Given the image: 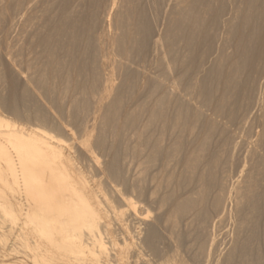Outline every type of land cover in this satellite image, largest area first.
Instances as JSON below:
<instances>
[{"label":"bare ground","instance_id":"bare-ground-1","mask_svg":"<svg viewBox=\"0 0 264 264\" xmlns=\"http://www.w3.org/2000/svg\"><path fill=\"white\" fill-rule=\"evenodd\" d=\"M74 2L69 5L66 0L67 4L60 9L56 6L60 11L52 27L54 33L45 43L48 55L44 53L49 64L52 63L50 77L60 83L55 87L59 93L58 104L53 107L49 101L51 109L47 106L41 111L37 109L36 119L24 121L20 128L10 129L6 121L9 129H1L5 125L0 120V181L12 192V200L0 202V264H264V221L260 215L264 212V144H261L264 138V0H170L167 16L151 49V60L146 65L132 61L139 32L134 25L126 23L124 33H117L118 7H122L121 3L128 6L129 1L110 0L93 35H84L81 30L80 6ZM183 42L191 44L189 47L195 51L198 61L193 83L189 79L186 84L195 86L197 95L204 98L208 97L206 80L210 73L223 66L232 70L249 66L253 70L252 65L258 64L257 77L251 80L256 87L250 84L255 87L254 99L248 103L250 107L243 117L244 111L240 109L243 113L231 125L233 129L229 133L231 150L236 152L243 145L249 156L245 158H261L259 164L255 162L258 171L257 165H253L246 176L245 169L239 168L234 177L235 171L230 170L229 177L221 174L225 168L218 170L219 158L223 160L226 151L221 152L225 154L223 157L216 150L221 145L215 148L219 141L213 142V130L221 119L219 124H213V119L217 115L221 118L219 112L225 107V100L227 106L235 96H230L231 88L223 90L225 84L232 83V73L225 77L223 93L212 110L208 108L211 97L209 101L205 98L208 107L205 103L201 105L204 98L197 101L202 108L206 105L209 114L207 111L206 115L198 114L201 113L198 109L193 116L185 114L186 92L178 87L183 76L181 73L173 79L167 76L171 64L189 61L190 54L186 52L185 56ZM131 64L134 70L128 71ZM187 68L188 71L190 67ZM129 75L135 81L140 80L137 85L142 89L149 85V89L144 88L149 91L144 95L141 91V97L128 101L126 96V104L114 109L124 91L130 89L131 82L135 83ZM234 75L233 78L239 74ZM29 83L27 80L26 85ZM40 90L42 93L44 89ZM227 90L229 99L225 98ZM251 94L245 98L247 102ZM14 108L11 110L23 117L30 111L23 107L20 113ZM226 115L222 116L226 118ZM235 117L234 121L238 119ZM187 118L191 119L192 127L191 124L188 128L184 126ZM225 131L228 130L222 133ZM245 131L249 134L247 138ZM220 143L223 147V142ZM179 153H182L179 176L184 181L181 186L177 181L176 186L182 188L184 182L187 185L180 188L182 191L174 192L170 189L174 179L169 167ZM154 154L161 155L162 161L155 174L147 175L152 169H147L144 160L146 164L147 159L156 160V157L148 158ZM254 171L256 177L252 176ZM0 191H3L1 187ZM260 218L263 226L256 230L254 225L258 226ZM10 235L14 238L11 236L9 241Z\"/></svg>","mask_w":264,"mask_h":264},{"label":"rangeland","instance_id":"rangeland-1","mask_svg":"<svg viewBox=\"0 0 264 264\" xmlns=\"http://www.w3.org/2000/svg\"><path fill=\"white\" fill-rule=\"evenodd\" d=\"M1 2H0V120L2 121V123H3V126L4 127H2L1 129H6V128H8L9 129V127H10V129L13 127V128H20V125H22L23 123H24V121L26 122L27 120H31L30 118H33L31 121H33V120H35L36 119V114H38V110L39 111H41V108H45V106H47L49 109H51L52 108V105H54L55 103H56V105L58 104V90H56V85L57 84H60L59 83V81H54V80H52V78L50 77L51 76V73H52V71H50L49 69H51L52 70V68H50V67H52V63H50L51 64V66H50V64H49V62H48V57L46 56V55H48V51H47V48H46V45H45V43H46V39H47V37L48 36H50V35H52V33H54V31L52 30V27L54 26V22H56V20L58 19V13H59V9L64 5V4H73V3H71V2H73L72 0H71V2H70V0H67V3H66V0H63V1H65L64 3H62V1L60 2L59 0H58V2H57V0H0ZM90 1V0H89ZM87 2V0H78V1H76L75 0V2H74V4L75 3H77V2H79L78 4H79V13H80V15H81V20H83V21H81V23H79V26H80V28H81V30L82 31H84V35H86V34H90V35H93V34H95L96 33V30L98 31V29H99V27H100V23H101V17H102V12H104V9H105V7H107L108 5H109V3H110V0H102V1H99V0H92V1H90V2ZM97 3H96V2ZM127 1H129L130 2V4H128V6H126V3H121L120 5H125V7L122 5V7L124 8H122L120 5V7H118V13L117 14H119V16H117L116 15V17L117 18H115L116 20H117V23L120 25V27L122 26V28H120V27H118V30H117V33H119V34H123L124 32V30L128 27V26H133L134 25V27L140 32H138V38H137V40H138V42H137V44H136V48L133 50V56H135V57H133V60L132 61H134V63H137V64H142V65H146V64H148L149 62H150V60H151V57H152V51L153 50H151V49H153L154 48V45L156 44V41H157V38H158V35H159V33H160V30H158V29H160L161 28V23H162V20L165 18V15L167 16V8H168V5H169V2H170V0H134V2H135V5L134 6H132L133 5V1L132 0H127ZM30 2V3H29ZM52 2V3H51ZM84 2V3H83ZM94 2V3H93ZM103 2V3H102ZM105 2V3H104ZM141 2V3H140ZM143 2H144V4H143ZM54 3V4H53ZM84 5H83V4ZM87 3H89V5H90V7H86V6H89ZM95 3H96V5H95ZM146 3V4H145ZM168 3V4H167ZM25 4H27V5H25ZM52 4H53V6L55 7H53L52 6ZM81 4H82V6H81ZM93 4V5H92ZM97 4L98 5H101V6H97ZM106 4V5H105ZM132 4V5H131ZM42 5V6H41ZM61 5V6H60ZM130 5V6H129ZM28 6V7H27ZM59 6V9L57 8V7ZM72 6V5H71ZM94 6V7H93ZM97 6V7H96ZM105 6V7H104ZM132 6V7H131ZM136 6V7H135ZM137 6H138V8H137ZM139 6L142 8H140L139 9ZM148 6V7H147ZM22 7V8H21ZM32 7V8H31ZM42 7V8H41ZM96 7V9H93V8H95ZM147 7V8H146ZM150 7V8H149ZM53 8L55 9V10H53ZM104 8V9H103ZM49 9V10H48ZM58 9V10H57ZM95 10L94 12L92 11V10ZM102 9V10H101ZM48 10V11H47ZM53 10V11H52ZM84 10V11H83ZM139 10H140V12H139ZM49 11H51V13H49ZM55 11V12H54ZM126 11V12H125ZM132 11V12H131ZM135 11V12H134ZM137 11V12H136ZM142 11H144V13L142 12ZM24 12V13H23ZM41 12H42V14H41ZM58 12V13H57ZM85 12V15L84 14H81V13H84ZM123 13V14H121V16H120V13ZM40 13V14H39ZM56 13V14H55ZM87 13H89L88 14V16H86L87 15ZM101 13V14H100ZM125 13V14H124ZM142 13V14H141ZM37 14V15H36ZM55 16H54V15ZM93 14V15H92ZM99 14V15H98ZM139 14V15H138ZM45 15V16H44ZM52 17H51V16ZM94 15H96L95 17H94ZM47 16V17H46ZM57 16V17H56ZM92 16V17H91ZM140 16H142V17H140ZM88 17V18H87ZM121 19V21L123 20V22H119L120 21V19ZM123 19H122V18ZM127 17V18H126ZM140 17V18H139ZM55 18H56V20H55ZM90 18V20H91V22H90V20H88ZM92 18L94 19L93 20V22H92ZM96 18V19H95ZM49 19H51V20H49ZM98 19V20H97ZM118 19H119V21H118ZM88 20V21H87ZM114 20V19H113ZM142 20H146V21H142ZM95 21V22H94ZM96 21H97V23H96ZM138 21H140V22H138ZM157 21H159V22H157ZM4 24H3V23ZM13 22V23H12ZM90 22V23H89ZM143 22V23H142ZM86 25H85V24ZM94 23H95V25H94ZM126 23L128 24V26H126ZM83 24V25H82ZM91 24H93V25H91ZM136 24V25H135ZM85 25V26H84ZM118 25V26H119ZM139 25V26H138ZM13 26V27H12ZM87 26H89V27H87ZM124 26H126V28H124ZM140 26H141V28H140ZM86 27V28H85ZM138 27V28H137ZM2 28V29H1ZM9 28H11V29H9ZM13 28V29H12ZM98 28V29H97ZM120 28V29H119ZM86 29H88V30H86ZM123 29V30H122ZM141 29V30H140ZM91 30V31H90ZM143 30V31H142ZM48 31V32H47ZM120 31L122 32V33H120ZM43 32V33H42ZM50 32V33H49ZM87 32H89V33H87ZM90 32H92V33H90ZM142 32V33H141ZM43 34V35H42ZM42 35V36H41ZM45 36V37H44ZM141 37V38H140ZM143 37V38H142ZM5 39H6V41H5ZM143 40V42H142V40ZM146 40V42H145V40ZM43 42H41V41ZM41 42V43H40ZM149 42V43H148ZM186 42V41H185ZM185 42H183L182 44H183V48H184V50H183V52H184V54H185V56L187 57V54H190V56H189V61L188 62H191V63H188L186 60V64L185 63H182V64H175V65H170L169 67H170V70L167 72L168 74H167V76H169L168 78L169 79H173V78H175L174 76H177L178 74H180L181 73V75L183 76H181L182 77V81L180 80V79H178V80H180L181 81V83H180V81H178L179 82V84H180V86L178 85V87H179V89H182V88H184V89H182L183 90V93H185L186 92V94H184V96H185V99L186 100H188L187 98H189V100H188V102H189V104H187L188 102H186V100H185V107H186V109L188 110V108H189V112L185 109V114H186V112H187V116L188 117H190V116H193V114H194V111L196 112V110L199 112H201V113H198V112H196V113H198V114H202L203 113V115H206L207 113L209 114L210 113V109L212 110L214 107H215V105L217 104V99H219L220 98V96L222 95V93H223V90H226V89H229V88H231V89H229L230 90V92H231V94H230V96L233 94V95H235V96H232L231 98H230V96H228L229 95V93L230 92H228V90H227V92H226V94L225 95H227L225 98L226 99H229V101H231V103L229 102V103H227V106H226V102H228L227 100H225V107L224 108H222L223 110H221L220 112L222 113V111H223V113H222V115L224 114V116L229 112V110H230V112H229V117H228V115H226V118H224V116H222L221 115V113L219 112V114H220V116H221V118L220 117H214V119L213 120H215L214 122H213V120H211L212 122H213V124L214 123H218V122H220L221 121V123L219 124V125H217L218 127H216L217 129L214 131L213 130V132H215L216 133V135H215V133H213L214 135H213V142L215 143V142H217V141H219V142H217V143H215L214 145H215V148H217V146H220V147H218V148H220V149H216L218 152L220 151V153H219V155L220 156H223L224 157V155L226 156V157H224V158H229V160H230V162L228 161V158L227 159H225V161H224V163L225 164H228V165H225L224 163H223V160H224V158H223V160L221 159L222 157H220L219 158V169L218 170H222L223 168H225V170H223V172H221V174H222V176L224 175V176H226V175H228L229 177H230V175L232 174V173H234V171H235V173L233 174V176L232 177H234L235 176V174L237 173V170H240V169H245L244 170V175L246 176L247 175V173L250 171V170H252V166L254 165L255 167H256V165L257 164H259V162L258 161H260L261 160V158H258V157H253V158H245V157H247L246 156V152H245V150L243 149V145H240V147H241V149H237L236 150V152H235V150L233 151V150H231L232 149V147H230V146H232V144L230 143V139H231V135L229 134V133H231V131L230 130H232L233 129V126H231L232 124H234V122H237V121H239V118H238V116L240 117V114L241 113H243V111H244V113L243 114H241V116L242 115H244L245 114V112L247 111V109H249V107H250V103L253 101V99H254V95H255V87H256V85H255V83L253 84L252 82L253 81H255V77H257V71H258V69H257V65L258 64H254V65H252L253 66V70H251L252 69V67H249V66H246V67H238V69H233L232 70V68H228V67H222L221 69L220 68H218L217 69V72H214L215 74H217L218 73V71L219 72H221V74L219 75V73H218V75H215L214 76V73H210L209 75L210 76H208L207 77V82H206V85H207V91L208 92H206L207 93V95H208V97H205V98H207L206 100H208L209 101V98L211 97V99H210V105L209 104H206V103H209L208 101H206L205 100V98L204 97H201V96H199V95H197V92H196V90L195 89H197L195 86H192L191 84L193 83V81L194 80H192V79H195V77H196V74L195 73H197V69H196V64L198 63V61H197V58L195 59V57H196V53H195V51H192V49H190V45H187V44H185ZM194 41H193V39L191 40V43H193ZM195 43L196 42H194V45H195ZM41 44V45H40ZM44 44V45H43ZM147 44V45H146ZM154 44V45H153ZM193 45V44H192ZM193 45V46H194ZM45 46V47H44ZM143 46V47H142ZM189 48H188V47ZM42 47V48H41ZM137 47H138V50H137ZM140 48V49H139ZM9 49V50H8ZM137 50V51H136ZM140 50V51H139ZM186 50V51H185ZM189 51H191V52H189ZM46 53V55H45V53ZM136 52V53H135ZM138 52H140V54L138 53ZM186 52H187V54H186ZM41 53V54H40ZM43 53H44V55H43ZM135 53V54H134ZM145 53V54H144ZM150 53V54H149ZM137 54V55H136ZM143 54V55H142ZM140 55V56H139ZM191 55H192V57L193 58H191ZM43 56V57H42ZM138 56V57H137ZM41 57V58H40ZM138 59H137V58ZM143 57V58H142ZM47 58V59H46ZM140 58H142V59H140ZM150 58V59H149ZM43 59H44V61H43ZM135 59V60H134ZM140 59V60H139ZM148 59V60H147ZM41 60V61H40ZM192 60V61H191ZM196 60V61H195ZM47 61V62H46ZM194 61V62H193ZM40 62H41V64H40ZM43 62V63H42ZM48 63V64H46V63ZM46 65H45V64ZM188 63V64H187ZM183 64H185L184 66H183ZM89 65V64H88ZM188 65V66H187ZM33 66H35V68L33 67ZM36 66H37V68H36ZM48 66V67H47ZM50 66V67H49ZM130 66H132V67H129V69H128V71H131V70H134V64H131ZM164 66H165V63H164ZM175 66V67H174ZM182 66V67H181ZM256 66V67H255ZM176 67L178 68L177 70H176ZM181 67V68H180ZM187 67H190V68H192V69H190L189 68V70L187 71ZM185 68H187V69H185ZM250 68V69H249ZM33 69H34V71H33ZM37 69L39 70V71H37ZM42 69V70H41ZM47 69V70H46ZM180 69V70H179ZM184 69H185V72H183V74H182V71H184ZM196 69V70H195ZM240 69H243V70H240ZM257 69V70H256ZM44 70V71H43ZM175 70V71H174ZM190 70H192V72H190ZM196 72H195V71ZM228 70H230L229 71V75H228ZM250 70H251V72H250ZM254 70L256 71V73L254 72ZM36 71V72H35ZM43 71V72H42ZM49 71V72H48ZM177 71V72H176ZM180 71V72H179ZM235 71V72H234ZM237 71V72H236ZM239 71H241V72H239ZM38 72H39V74H40V72H41V74L39 75L38 74ZM134 72V71H133ZM193 72H195V73H193ZM36 73V74H35ZM44 73V74H43ZM185 73V74H184ZM234 75L235 73V75H237V73L239 74L237 77H235V78H233V75ZM32 74H35L34 75V77L32 76ZM37 74H38V76H37ZM191 74H193V75H191ZM195 74V75H194ZM230 74L232 75L231 76V78H232V80H230V83L232 82L233 83V81H234V86H233V84L231 83V84H229V82H228V84L226 85L225 84V82L227 81V79L226 78H228L229 76H230ZM255 74V75H254ZM43 75V76H42ZM172 75V76H171ZM212 75V76H211ZM234 75V76H235ZM253 76L252 78H250L251 76ZM13 78H12V77ZM40 76V77H39ZM75 76V75H74ZM131 75H129L128 77H130ZM187 76V77H186ZM227 76V77H226ZM250 78V80H249V78ZM33 77V78H32ZM132 78H133V81H135L134 80V77H133V75L131 76ZM193 77V78H192ZM214 78V79H211V78ZM216 77V78H215ZM226 77V78H225ZM31 78V79H30ZM37 78V79H36ZM40 78H42V79H45L44 81L43 80H41ZM230 78V79H231ZM28 80V82H31V83H29L30 85H26V81ZM32 79H35V80H32ZM140 78H138V80H139ZM189 79L190 80H192V81H190V83L191 84H189V85H191L190 87L192 88H188L189 87V85H187L188 83L187 82H189ZM208 79H211V80H209L208 81ZM233 79H235V80H233ZM248 79V81H246ZM13 80V81H12ZM31 80V81H30ZM38 80V81H37ZM40 80V81H39ZM48 80V81H47ZM50 80H51V83H50ZM224 80H226V81H224ZM238 82H237V81ZM242 80V81H241ZM251 80H253L252 82H251ZM34 81V82H33ZM47 83H46V82ZM223 81H224V84H225V87L226 88H224L223 89V87H224V84H223ZM236 81V82H235ZM241 81V82H240ZM25 82V83H24ZM33 82V83H32ZM37 82V83H36ZM39 82H41L42 84H40ZM45 82V83H44ZM53 82V83H52ZM177 82V81H176ZM177 82V83H178ZM244 82V83H243ZM250 82V83H249ZM13 83V84H12ZM36 83V84H35ZM46 84V85H44V84ZM50 83V84H49ZM119 83V82H118ZM186 84V85H184V84ZM252 83V85H254L255 87H250V84ZM17 84V85H16ZM48 84V85H47ZM140 85V80H139V82L136 80L135 81V83L133 84L132 82H131V86H130V89L129 90H131V91H129L128 89L127 90H125L124 91V93L122 94V96H121V98L120 99H118V101H117V104H115V106H114V109H116V106H117V108H122L123 107V105H125L126 104V100L128 101V100H130V99H132V98H135V97H141L142 95H144L145 94V91H146V89H145V91H144V88H147V89H149L150 88V86L149 85H147V87H144L143 89L140 87V86H138V85ZM222 84H223V87H222ZM249 84V85H248ZM15 85V86H14ZM23 85V86H22ZM33 85V86H32ZM34 85H36V86H34ZM39 85H41V86H39ZM151 85V84H150ZM210 85V86H209ZM228 85H232L231 87L230 86H228ZM244 85H246V86H244ZM138 86V87H137ZM148 86H149V88H148ZM188 86V87H187ZM221 86V87H220ZM236 86V87H235ZM27 87H30L29 89H25V88H27ZM36 89H35V88ZM43 87V88H42ZM50 87V88H49ZM137 87V88H136ZM186 87H187V91H186ZM208 87H211V88H209V90H208ZM229 87V88H228ZM52 88H54V90L52 89ZM223 90H222V89ZM235 88V89H234ZM11 89H13L12 90V93H14V94H12L11 93ZM15 89H16V91H15ZM33 89H35V90H33ZM40 89H44L45 90V92H46V94H45V92H44V90H42V93L40 92L41 90ZM49 89V90H48ZM142 89V90H141ZM189 89V90H188ZM210 89H211V91H210ZM215 89V90H214ZM25 90V91H24ZM29 90H31V91H28ZM55 90H56V92L57 93H55ZM184 90H185V92H184ZM190 90H191V92H190ZM213 90V91H212ZM218 90V91H217ZM220 90H221V92H220ZM236 92H235V91ZM247 90V91H246ZM250 90V92L252 93V92H254V93H250V92H248ZM15 91V92H14ZM18 91V92H17ZM37 91V92H36ZM141 91H143L142 92V95H141ZM147 91H149V90H147ZM146 91V92H147ZM209 91H210V93H211V95H210V93H209ZM234 91V92H233ZM245 91V92H244ZM25 92L27 93V94H25ZM34 92V93H33ZM36 92V93H35ZM195 92V93H194ZM213 92H214V94H213ZM34 95H33V94ZM140 93V94H139ZM209 93V94H208ZM224 93H225V91H224ZM235 93V94H234ZM249 93V94H248ZM16 94V95H15ZM32 94V95H31ZM36 94V95H35ZM53 94H55V95H53ZM193 94H195V95H193ZM250 94L251 95H253V96H251V98L248 100V102L245 100V98L246 97H250ZM21 95H23V96H21ZM41 95V96H40ZM47 95H49V97L46 96ZM52 95L56 98V99H54V97H52ZM193 95V96H192ZM243 95H245V96H243ZM19 96V97H18ZM25 96V97H24ZM126 96H130V98L128 99V97H127V99H126ZM213 96H214V99H213ZM216 96V97H215ZM219 96V97H218ZM13 97V98H12ZM41 97H43V98H41ZM44 97H45V100H43L44 99ZM123 97V98H122ZM193 97H195V98H193ZM197 97V98H196ZM201 97V98H200ZM244 97V98H243ZM19 98V99H18ZM25 98V99H24ZM27 98H28V101H29V103H28V101H27ZM32 98V99H31ZM52 99V100H50V99ZM200 98V99H199ZM202 98H204L203 100H201ZM253 98V99H252ZM12 99V100H11ZM14 99V100H13ZM24 99V100H23ZM48 99V100H47ZM123 99V100H122ZM126 99V100H125ZM232 99H237V100H235L236 101V103H232L234 100H232ZM9 100V101H8ZM17 100V101H16ZM20 100V101H19ZM194 100H195V102H194ZM201 100V105L203 106L204 105V103L207 105V107H208V105H209V110H207L206 109V105H205V107H201V105H200V103H198L199 101ZM205 100V101H204ZM217 100V101H216ZM243 100H245V101H243ZM7 101H8V104H7ZM27 101V102H26ZM48 101V102H47ZM49 101L52 103V105H51V103H49ZM123 101V102H122ZM125 101V102H124ZM192 101V102H191ZM198 101V102H197ZM202 101H203V104H202ZM215 101H216V103H215ZM234 101V102H235ZM242 101V102H241ZM250 101V102H249ZM19 104H21V105H19ZM21 102V103H20ZM22 102L24 103L23 105H22ZM26 102V103H25ZM43 102V103H42ZM244 102H246V103H244ZM11 103H13V104H11ZM14 103H15V106H16V109H18L19 110V112L21 113V112H23L24 110L23 109H25V108H23V107H28V110L30 109V111H28L27 113H28V115L26 116H24L25 117V120L24 119H21V118H24L22 115H19V114H17L15 111L13 112L12 110L14 109L15 110V106H14ZM46 103V104H45ZM47 103H48V105L50 106H48L47 105ZM196 103V104H195ZM249 103V104H248ZM11 104V105H10ZM28 104L30 105V106H28ZM32 104V105H31ZM194 104V105H193ZM198 104H199V107L201 108H199L198 107ZM212 104V105H211ZM229 104V105H228ZM242 104V105H241ZM8 105H10V107H8ZM18 105V106H17ZM41 105V106H40ZM56 105H54L53 107H56ZM192 105V106H191ZM197 105V107H195ZM214 105V106H213ZM232 105V106H231ZM246 105V106H245ZM11 106L13 107V108H11ZM34 106H36V107H34ZM44 106V107H43ZM194 106V107H193ZM243 106H244V108H243ZM191 107V108H190ZM230 107V108H229ZM239 107H241V108H239ZM12 110H11V109ZM21 108V109H20ZM193 108H196V109H193ZM235 110H234V109ZM38 109V110H37ZM190 109H191V111H190ZM204 109V110H203ZM240 109L241 110H243V111H240ZM118 110H120V109H118ZM193 110V111H192ZM225 110V111H224ZM246 110V111H245ZM206 111H207V113H206ZM231 111H232V113H231ZM239 111H240V113H239ZM35 112H36V114H35ZM191 112V113H190ZM204 112H205V114H204ZM237 112V113H236ZM234 113V115H232ZM235 113L237 114V115H235ZM238 113H239V115H238ZM31 115H32V117H31ZM35 115V116H34ZM232 115V116H231ZM30 116V117H29ZM235 116H237V117H235ZM21 117V118H20ZM206 117V116H205ZM224 118V120H222L223 118ZM235 117V119L236 118H238L237 120H235L234 121V118ZM243 117V116H242ZM29 118V119H28ZM220 121H219V120ZM241 119V118H240ZM217 120V121H216ZM6 121H7V123H8V121H9V127L8 126H6ZM207 121V123H208V120H206ZM223 121V122H222ZM224 122H226V123H228L229 125H227L226 123V125L227 126H224L225 124H224ZM233 122V123H232ZM253 122V120H251V123ZM184 123H185V121H184ZM190 124H191V119H186V123L184 124V126H186L187 128L188 127H190ZM212 124V123H211ZM215 124V125H216ZM222 124V125H221ZM253 124V123H252ZM18 126V127H17ZM198 126V125H197ZM197 126H195V128L197 127ZM223 126L225 127V128H223ZM191 127H192V124H191ZM214 127V126H213ZM212 127V128H213ZM214 127V128H215ZM232 127V128H231ZM195 128H194V130H195ZM223 128V129H222ZM227 128V129H226ZM231 128V129H230ZM199 129V126H198V128L195 130V132L197 133V131H199L198 130ZM228 130V131H225V132H223V133H225V134H223L222 133V131L223 130ZM222 130V131H221ZM247 130V129H246ZM221 133V134H220ZM246 133V134H245ZM245 133H244V135H245V138H247V136L249 135L248 134V131H245ZM221 135H224V136H222L221 137ZM229 135V136H228ZM247 135V136H246ZM229 138H228V137ZM264 136V135H263ZM225 137V138H224ZM227 137V138H226ZM218 138H220L219 140H218ZM214 139H215V141H214ZM224 139V140H223ZM225 139H226V143L224 142L225 141ZM227 139H228V141H227ZM217 140V141H216ZM230 140V141H229ZM223 142V147H222V143H220V142ZM230 144V145H229ZM261 144H264V138H262V140H261ZM224 145H225V147H224ZM226 145H228V147L226 146ZM227 147V150L225 149ZM231 148V149H230ZM239 148V147H238ZM222 149V150H221ZM225 149V150H224ZM230 150V151H229ZM224 151V153H225V151H226V153L224 154V153H222L221 154V152H223ZM240 151H242L241 152V154L240 155H237L238 154V152H240ZM229 152V153H228ZM233 152H235L234 154L235 155H233ZM237 153V154H236ZM180 154V156L179 155H177V157H175V161H174V159H173V161L172 162H170V165H172L173 164V166L171 167H169V169L170 170H172V171H170V173L171 172H173V174H172V178L174 179L173 181H172V183H171V187H170V189L171 190H174V192H180V191H182L181 189L182 188H184V185H185V187H186V185L187 184H185V182L183 183V185H182V188L181 187H177L176 186V183H177V181L179 182L177 185L178 186H181V185H179V184H182V182L184 181L183 180V178L182 177H180L181 175H180V169H181V167H180V159H181V155H182V153H179ZM231 154V155H230ZM244 154V155H243ZM157 155V156H156ZM160 156V157H159ZM234 156V157H233ZM236 156H238V157H236ZM241 156V157H240ZM152 157H156V160L155 159H153ZM158 157V158H157ZM233 157V158H232ZM243 157V158H242ZM249 157V156H248ZM148 158H152V160H150V159H147V164H146V159L144 160L145 161V165L147 166V169H149V167H150V169H152V170H149L150 172L147 174V175H151V174H155L156 173V171H157V169L159 168V166L160 165H158V164H161V161H162V157H161V155H159V154H154V155H152V156H150V157H148ZM159 158H160V160H159ZM232 158V159H231ZM237 159V163H236V159ZM177 159V160H176ZM233 159H235V161L233 160ZM239 159V160H238ZM240 159H241V161H240ZM246 159V160H245ZM249 159H251L252 160V162L251 161H249ZM152 162L153 161V164L152 163H150V161ZM154 160L156 161V162H154ZM255 160V161H254ZM257 160V161H256ZM177 161H178V164H177ZM239 161H240V163H239ZM246 162V164H245V162ZM249 163H248V162ZM149 162V163H148ZM159 162V163H158ZM228 162V163H227ZM231 162H234V163H232L231 164ZM241 162H242V164H241ZM255 162L257 163V164H255ZM154 163L156 164V169L154 168L153 169V167L155 166L154 165ZM172 163V164H171ZM220 163H221V166H220ZM236 163V164H235ZM224 164V165H223ZM234 164V165H233ZM238 164V165H237ZM151 165H152V167H151ZM158 165V166H157ZM238 167H237V166ZM223 166V167H222ZM225 166V167H224ZM227 166V167H226ZM239 166H241V167H239ZM243 166H244V168H243ZM247 166V167H246ZM173 167H175V168H173ZM179 167V168H178ZM222 167V168H221ZM230 167V168H229ZM252 167V168H251ZM232 168V169H231ZM240 168V169H239ZM175 169H177L176 171H175ZM227 169H228V171L230 172V170L232 171V173L230 172H228L227 171ZM258 169H259V166L257 165V168H256V170L258 171ZM234 170V171H233ZM175 171V172H174ZM219 171V172H220ZM225 171V172H224ZM218 172V173H219ZM151 173V174H150ZM175 173V174H174ZM179 173V174H178ZM227 173V174H226ZM178 174V175H177ZM221 174H219V175H221ZM230 174V175H229ZM257 174V172L256 171H254V172H252V176H257L256 175ZM146 175V177H147V179H148V176ZM176 175H177V179H176ZM180 175V176H179ZM150 177V176H149ZM180 177V178H179ZM179 179V180H178ZM182 179V180H181ZM181 180V181H180ZM174 183V184H173ZM5 182H3V181H0V187H1V190H3V191H0V194H1V198H0V202H8L10 199L12 200V196H11V194H12V192L11 191H9V189H8V185L6 184ZM147 185H148V183H147ZM172 185H174V187L172 186ZM173 188V189H172ZM175 188H176V190H175ZM181 188V189H180ZM179 191H178V190ZM5 195V196H4ZM10 196V197H9ZM16 196H18L17 194H16ZM3 199V200H2ZM264 212H262L260 215H263V216H261V218H262V221H264L263 220V218H264V214H263ZM259 215V214H258ZM252 216H254V215H252ZM253 217H251V219H252ZM261 218L259 219L260 221H258V226H257V224L255 223V229L256 230H260V229H262V226H263V222H261ZM250 218H249V220H251ZM260 223H263V224H261L260 225ZM259 227V228H258ZM261 227V228H260ZM258 228V229H257ZM14 233V232H13ZM17 233V232H16ZM16 233L15 234H12V235H16ZM12 235H10L8 238H9V241L11 240L10 239V237L12 236ZM12 238H14L13 236H12ZM237 261V260H236ZM238 262H235L234 264H237Z\"/></svg>","mask_w":264,"mask_h":264}]
</instances>
